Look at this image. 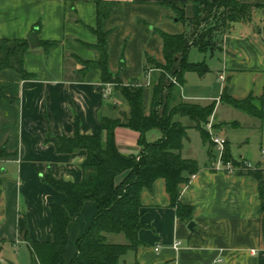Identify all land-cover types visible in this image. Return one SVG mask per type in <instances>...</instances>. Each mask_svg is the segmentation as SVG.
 I'll return each instance as SVG.
<instances>
[{
    "label": "crops",
    "instance_id": "crops-1",
    "mask_svg": "<svg viewBox=\"0 0 264 264\" xmlns=\"http://www.w3.org/2000/svg\"><path fill=\"white\" fill-rule=\"evenodd\" d=\"M103 1L118 3V9L107 17L103 26L109 32V68L117 73L124 63L120 77L125 84L140 82L148 86L147 55L164 62L163 40L155 29L172 34L184 31V24L173 21L176 12L169 3L183 5L188 18L200 13V0ZM35 26L39 41L60 42L49 53L42 45L26 53L25 68L36 77L23 79L19 72L9 68L0 72V83H15L19 97L15 128L7 124L8 110L0 109V114L6 113L5 118L3 113L0 115L3 118L0 146H7L11 153L16 151L14 157L0 158V264H33L28 238L53 240L51 206L63 205L66 196L44 181L45 174L72 182L83 178L81 164L86 151L60 153L46 138L73 135L77 119L81 134H101L102 117L117 118L129 110L128 102L114 88L109 98L104 96L106 84L102 82L100 69L81 71V60L98 57L97 51L87 45L97 42V35L90 29L97 26L96 0H0V38H27ZM221 46L211 54L216 57L210 61V72L204 76L187 72L172 101L204 105L216 101L210 118L214 132L228 139L235 159H247L259 165L264 181L262 153L253 159L244 150L249 137L239 140L237 151L232 147L231 132L245 126L241 121L249 120L245 117L247 113L221 100L224 92L239 100L252 95L258 105L264 98V7L254 11L251 22L235 23L231 32L223 36ZM150 70L153 84L159 70ZM177 116L180 115L175 119ZM252 117L255 121L250 122V127L257 132L262 151L264 116ZM176 120L184 124V119ZM191 122L188 126L195 128V122ZM139 135L130 128L117 127L115 137L121 152L138 155ZM146 136L148 141H155L161 133L151 130ZM206 145L207 156L201 161L189 148L183 147L186 154L182 151L185 158L197 160L200 166L189 184L180 185L181 201L194 209L193 230L188 228L189 222L177 216L166 182L160 178L152 189L145 188L141 193V221L145 227L139 231L141 245L124 257L127 263L264 264V213L258 179L248 173L213 170ZM96 212L97 204L87 201L70 222L64 254L66 264L76 255L77 240ZM119 236L108 234L107 238L113 243H125L120 242ZM177 241L181 244L175 248Z\"/></svg>",
    "mask_w": 264,
    "mask_h": 264
},
{
    "label": "trees",
    "instance_id": "trees-1",
    "mask_svg": "<svg viewBox=\"0 0 264 264\" xmlns=\"http://www.w3.org/2000/svg\"><path fill=\"white\" fill-rule=\"evenodd\" d=\"M96 4L97 26L90 29L97 35V42L87 45L97 51L98 57L81 60V71L100 69L102 82L113 84L114 90L120 92L128 102L129 110L117 118L102 117L101 134H81L77 119L73 135H49L46 138L47 142L55 144L60 153L84 149L87 156L81 164L83 178L79 182L56 179L51 173L43 177L45 182L63 192L66 199L63 205L51 206L53 240L35 241L28 238L33 264H66L64 254L69 243L68 226L87 201L97 204V212L77 240L76 255L68 264H129L124 257L141 245L139 231L145 227L141 221V193L145 188L152 189L154 182L160 178L166 182L171 205L176 208L179 219L184 222L193 220V206L181 201L180 185L189 184L200 166L197 160L183 156L187 126L176 120L175 116H188L195 122V128L209 143V157L213 163L216 152L207 124L215 111L216 101L204 105L186 100L173 102L172 97L184 84L187 72L204 76L211 70L206 60H189L191 48L196 46L204 54H213L221 49L223 36L231 32L235 23L251 22L254 11L264 7V0H200V13L193 18L186 17L183 5L169 3L185 29L179 34L155 29L163 40L164 62L156 61L149 55L145 58V74L150 68L159 70V77L152 84L150 95L146 85L136 82L125 84L122 81L120 71L124 63H121L117 73L110 70L109 32L103 25L107 17L118 9V3L96 0ZM257 31L260 33V28ZM32 32L37 33L38 26L33 27ZM40 43L49 53L60 42L41 40ZM30 48L28 38H0V72L9 68L19 72L23 79L35 78L36 74L25 68V55ZM170 76L175 77L179 84L171 80L167 83ZM221 100L249 115L260 119L264 116V98L259 100L258 105L252 95L239 100L224 92ZM18 101L17 85L0 83V109L9 111L12 106L17 107ZM119 126L139 132L141 151L138 155L124 154L119 149L115 137V130ZM151 130H159L161 137L148 141L146 135ZM15 155L16 151L11 153L7 151V146H0V158ZM225 158L234 163L240 160L232 156L228 143ZM238 173L252 174L258 179L260 207L264 213L261 169L258 167ZM108 234H124L127 242H110Z\"/></svg>",
    "mask_w": 264,
    "mask_h": 264
},
{
    "label": "rangeland",
    "instance_id": "rangeland-1",
    "mask_svg": "<svg viewBox=\"0 0 264 264\" xmlns=\"http://www.w3.org/2000/svg\"><path fill=\"white\" fill-rule=\"evenodd\" d=\"M176 18L177 17L173 18L174 22L176 21L175 20ZM27 37H28V35H27ZM215 57L216 56H211V54L206 55V54L202 53L196 46H193L189 52L188 58L192 62H198V61H201L203 59H206L207 63L210 65L211 59L215 58ZM196 58H200V59H196ZM194 75H197V74L194 73ZM139 84H142V83L139 82ZM145 87H146V89H148V91L151 92L152 84L145 86ZM8 93H11V92H8ZM8 112L10 115V120H9V123H7V124L11 128H15V126L18 125V123H17V121H18V108L15 106H12ZM2 113L3 112H1V114ZM2 115L5 118L6 113L4 112ZM245 117H247V119H249V120L243 119L241 121L242 124L245 126L243 128H238L236 130H232V132H231L233 134L232 135L233 137H231L232 138L231 141L233 142L232 147H234L237 151V149L241 145L239 143V140L241 138H243V136H248L250 141L246 144L244 150L250 152L252 154V156H254V157H252L254 159V158L261 156V153H262L261 144H260L259 138L257 136V132L254 129H252V127H250V122H254L255 118L252 116H249V115L247 116V114H245ZM176 119H184L183 120L184 124H185V126H187V135L188 136L184 141L185 149L189 148V150L194 152L197 155V157L199 158V160L201 161L202 160L201 158H205L207 156V147L204 148V144L205 145L207 144L206 146H209V143H206L204 141L202 133L198 129L191 127V126H188L190 123H192L191 119L188 116H181L180 115V116H177ZM2 122H3V118L0 116V125ZM209 122H211V121L209 120ZM4 123L6 124V121H4ZM0 127L2 128V125ZM5 128H7L6 125H5ZM157 131L158 130H155V132H157ZM220 136L225 137L223 135H220ZM185 149L183 148L184 151L182 150L184 154L187 153ZM215 152H216V149H215ZM113 235H116V234H113ZM119 237H121L120 242H127L124 234H120Z\"/></svg>",
    "mask_w": 264,
    "mask_h": 264
},
{
    "label": "built area",
    "instance_id": "built-area-1",
    "mask_svg": "<svg viewBox=\"0 0 264 264\" xmlns=\"http://www.w3.org/2000/svg\"><path fill=\"white\" fill-rule=\"evenodd\" d=\"M151 71L150 70L147 73V85H151ZM170 80L176 84H179L177 79L173 76L169 77ZM113 91V84H106L105 90H104V96L106 98H109ZM207 130L210 133L211 141L214 144V147L216 149V157L215 161L212 164V169L216 171H225L228 173H237L239 171H247L249 169H256L259 167V165L251 162L247 159H240L237 163H234L232 160H226L225 158V152H226V146L228 143V139L226 137H222L217 133H214V128L211 122L207 124ZM262 156L264 157V149L262 150ZM181 242L177 241L174 244L175 248L180 247Z\"/></svg>",
    "mask_w": 264,
    "mask_h": 264
},
{
    "label": "water",
    "instance_id": "water-1",
    "mask_svg": "<svg viewBox=\"0 0 264 264\" xmlns=\"http://www.w3.org/2000/svg\"><path fill=\"white\" fill-rule=\"evenodd\" d=\"M175 20L178 21L177 18ZM27 38H28V41L30 43V47L31 48L34 49V48H37V47H39L41 45V43L39 41V38H38V35H37L36 32L29 33ZM194 227H195V222L194 221H190L188 223V228L190 230H193Z\"/></svg>",
    "mask_w": 264,
    "mask_h": 264
}]
</instances>
